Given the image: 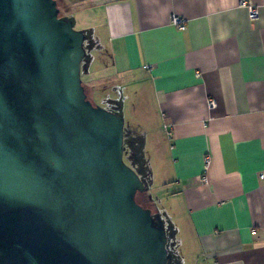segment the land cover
I'll use <instances>...</instances> for the list:
<instances>
[{"label": "water", "instance_id": "water-1", "mask_svg": "<svg viewBox=\"0 0 264 264\" xmlns=\"http://www.w3.org/2000/svg\"><path fill=\"white\" fill-rule=\"evenodd\" d=\"M58 14L0 0V264H167L123 117L87 99L84 35Z\"/></svg>", "mask_w": 264, "mask_h": 264}, {"label": "crops", "instance_id": "crops-1", "mask_svg": "<svg viewBox=\"0 0 264 264\" xmlns=\"http://www.w3.org/2000/svg\"><path fill=\"white\" fill-rule=\"evenodd\" d=\"M252 3L255 19L239 0H104L114 74L147 81L168 137L196 264H264V0Z\"/></svg>", "mask_w": 264, "mask_h": 264}, {"label": "rangeland", "instance_id": "rangeland-1", "mask_svg": "<svg viewBox=\"0 0 264 264\" xmlns=\"http://www.w3.org/2000/svg\"><path fill=\"white\" fill-rule=\"evenodd\" d=\"M56 1L59 18L71 20L73 29L84 35L80 79L87 99L123 117V161L144 183V191L136 194V201L157 215L165 230L171 256L167 264H196L178 203L173 201L175 190L165 161L168 137L154 116L156 106L147 81L138 74H114L104 27V0Z\"/></svg>", "mask_w": 264, "mask_h": 264}, {"label": "built area", "instance_id": "built-area-1", "mask_svg": "<svg viewBox=\"0 0 264 264\" xmlns=\"http://www.w3.org/2000/svg\"><path fill=\"white\" fill-rule=\"evenodd\" d=\"M239 6L242 8H246L248 10V14L251 19H255L257 17L258 12H257V9L253 6L252 0H239ZM171 23L173 24V26H175L179 30L185 29L183 20L177 16L172 17ZM209 105L210 106L213 105L212 100H210Z\"/></svg>", "mask_w": 264, "mask_h": 264}, {"label": "flooded vegetation", "instance_id": "flooded-vegetation-1", "mask_svg": "<svg viewBox=\"0 0 264 264\" xmlns=\"http://www.w3.org/2000/svg\"><path fill=\"white\" fill-rule=\"evenodd\" d=\"M55 1H56V0H55ZM56 3H57V1H56ZM61 19H67V18H61ZM135 200H136V199H135ZM137 203H138V201H137ZM138 204H140V203H138ZM141 206H142V205H141ZM153 217L155 218V220H156L157 222H161L157 215H156V216L153 215Z\"/></svg>", "mask_w": 264, "mask_h": 264}, {"label": "trees", "instance_id": "trees-1", "mask_svg": "<svg viewBox=\"0 0 264 264\" xmlns=\"http://www.w3.org/2000/svg\"><path fill=\"white\" fill-rule=\"evenodd\" d=\"M137 202V201H136Z\"/></svg>", "mask_w": 264, "mask_h": 264}]
</instances>
